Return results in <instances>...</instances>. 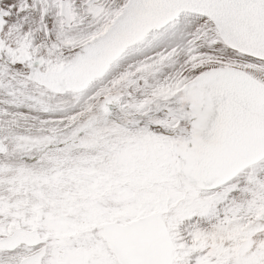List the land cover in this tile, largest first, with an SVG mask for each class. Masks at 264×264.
Returning <instances> with one entry per match:
<instances>
[{
  "label": "snow or ice",
  "instance_id": "6c2138e0",
  "mask_svg": "<svg viewBox=\"0 0 264 264\" xmlns=\"http://www.w3.org/2000/svg\"><path fill=\"white\" fill-rule=\"evenodd\" d=\"M0 264H264V0H0Z\"/></svg>",
  "mask_w": 264,
  "mask_h": 264
}]
</instances>
